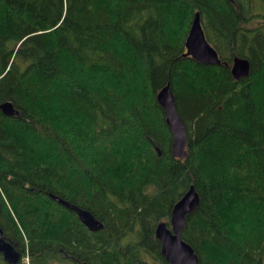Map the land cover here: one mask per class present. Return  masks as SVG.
Listing matches in <instances>:
<instances>
[{
    "label": "trees",
    "instance_id": "obj_1",
    "mask_svg": "<svg viewBox=\"0 0 264 264\" xmlns=\"http://www.w3.org/2000/svg\"><path fill=\"white\" fill-rule=\"evenodd\" d=\"M176 7L186 27L198 13L219 65L184 55ZM233 55L246 77H231ZM166 82L183 159L154 99ZM3 101L18 110L0 113V230L15 264H167L154 227L190 184L198 204L179 237L198 264H264V0H0Z\"/></svg>",
    "mask_w": 264,
    "mask_h": 264
},
{
    "label": "water",
    "instance_id": "obj_2",
    "mask_svg": "<svg viewBox=\"0 0 264 264\" xmlns=\"http://www.w3.org/2000/svg\"><path fill=\"white\" fill-rule=\"evenodd\" d=\"M184 55L191 57L199 64L219 65L220 60L215 49L206 41L197 12H194L187 32L183 40ZM224 64V62H222ZM225 65V64H224ZM249 71V63L245 58L233 55L229 64V73L234 80L246 77ZM157 106L164 115V124L170 134L169 152L177 159L186 157L187 136L175 108L174 96L166 82L161 86L154 96ZM0 113L4 116L18 114L10 101L0 103ZM157 155L160 154L155 148ZM51 199L72 211L78 221L89 232H95L102 227V222L96 219L89 211L70 204L56 196L50 195ZM198 204V194L193 185L190 184L172 205L169 213L168 226L164 222L155 225L153 235L159 242V254L167 264H198V257L192 248L179 237L185 215L191 213ZM0 255L6 264H14L19 258V253L12 245L4 241L0 231Z\"/></svg>",
    "mask_w": 264,
    "mask_h": 264
},
{
    "label": "rangeland",
    "instance_id": "obj_3",
    "mask_svg": "<svg viewBox=\"0 0 264 264\" xmlns=\"http://www.w3.org/2000/svg\"><path fill=\"white\" fill-rule=\"evenodd\" d=\"M185 13L183 12L182 10V7H176L175 8V11H174V17H173V20H172V25L174 27H180L183 30H185V32H187V29L188 27H186V22H187V18H185ZM189 24V23H188ZM186 34V33H185ZM164 116V115H163ZM6 204V203H5ZM6 206L8 207V205L6 204ZM224 214V213H223ZM222 214V215H223ZM241 216V215H240ZM240 218V217H239ZM239 218L236 216V223L233 224V227L236 229V230H244V220L243 218L241 220H239ZM25 255V254H24ZM23 255V256H24ZM148 261L151 262V258L150 257H147ZM155 260V259H154ZM152 261V264H157V261Z\"/></svg>",
    "mask_w": 264,
    "mask_h": 264
},
{
    "label": "flooded vegetation",
    "instance_id": "obj_4",
    "mask_svg": "<svg viewBox=\"0 0 264 264\" xmlns=\"http://www.w3.org/2000/svg\"><path fill=\"white\" fill-rule=\"evenodd\" d=\"M1 231V230H0ZM1 236H2V239L4 240V241H7L8 242V240L6 239V237L3 235V233H2V231H1ZM15 251L16 252H18L16 249H15ZM19 253V252H18ZM0 258H1V255H0ZM1 260H2V258H1ZM20 261V253H19V258H18V260H17V262H15V263H18ZM3 262V261H2ZM14 263V264H15ZM6 264V263H5Z\"/></svg>",
    "mask_w": 264,
    "mask_h": 264
},
{
    "label": "built area",
    "instance_id": "obj_5",
    "mask_svg": "<svg viewBox=\"0 0 264 264\" xmlns=\"http://www.w3.org/2000/svg\"><path fill=\"white\" fill-rule=\"evenodd\" d=\"M22 261H23L24 263L27 264V258H26V256H24V257L22 258Z\"/></svg>",
    "mask_w": 264,
    "mask_h": 264
},
{
    "label": "bare ground",
    "instance_id": "obj_6",
    "mask_svg": "<svg viewBox=\"0 0 264 264\" xmlns=\"http://www.w3.org/2000/svg\"><path fill=\"white\" fill-rule=\"evenodd\" d=\"M216 51V50H215Z\"/></svg>",
    "mask_w": 264,
    "mask_h": 264
}]
</instances>
